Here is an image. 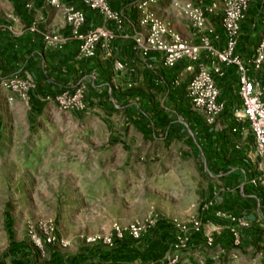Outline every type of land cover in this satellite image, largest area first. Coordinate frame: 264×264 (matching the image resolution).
I'll use <instances>...</instances> for the list:
<instances>
[{"label": "crops", "instance_id": "1", "mask_svg": "<svg viewBox=\"0 0 264 264\" xmlns=\"http://www.w3.org/2000/svg\"><path fill=\"white\" fill-rule=\"evenodd\" d=\"M106 1L111 9L119 13L118 23L103 21L81 0H60L62 4L82 11L84 22L81 32L102 26L112 33L108 49L97 46L94 56L86 59L77 57L78 42L70 36L58 9L44 5L43 0H0V9L8 10L11 22H0V71L3 68L5 71L21 70L32 79L42 96L58 94L82 80L85 85L83 100L89 113H73L90 116L93 122L105 126L109 148L119 144L121 150H126L130 149L134 140L142 142L159 138L175 142L177 161L182 155L189 158L192 152L197 151L203 160L200 174L204 186L195 217L206 226L210 223L217 230L213 233L214 246L209 249L203 247L202 232L190 236L189 247L192 250L188 260L191 264H197L198 259L210 263L218 248H228L226 227L229 223L214 216V211L224 210L242 215L249 221L250 227L240 232V252L257 250L260 264H264V221L257 219L252 200L243 198L245 200L240 201L243 196L232 190L243 183L244 177L249 176L254 167V163L246 157L252 145L248 123L246 120L235 122L232 116V111L240 108L235 67L219 64L220 74L209 72L217 89L216 101L223 109L215 124L207 125L202 115L191 109L185 96V87L191 77L185 67L191 65L194 70L201 65L209 67L205 51H199L195 62L182 58L171 67L162 66L161 55L156 52L141 56L134 49L133 39L144 28L138 25L137 13L131 6L133 0ZM182 2H191L201 8L212 6V12L204 15V34L213 47L221 49L224 36L220 27L219 0H180ZM149 10L173 33L190 44L198 45V35L169 0H155ZM263 13L260 0H249L235 48V53L243 61L251 55L259 39ZM32 23L34 28L29 27ZM43 32L58 35L64 43L60 48L46 46ZM8 55L10 62L6 60ZM114 62L121 63L122 68L115 69ZM249 75L256 78L264 98V61L259 70H250ZM118 105L122 114H116ZM163 105L169 106V114L164 111L168 109ZM112 119L120 120V124H111ZM232 128L236 131L231 132ZM228 183L234 186H228V189L225 187ZM244 185L247 186L246 183ZM215 192L217 196L213 207L200 211V204L212 199ZM226 198L235 204L223 209ZM173 231L170 223L159 216L157 224L138 240L124 235L123 239H116L111 247L82 244L75 250L58 244L48 245L43 264H149L166 253ZM27 249L24 243L10 239L9 263L37 264ZM219 260L220 264L228 258L219 256ZM0 264L4 262L0 261Z\"/></svg>", "mask_w": 264, "mask_h": 264}, {"label": "rangeland", "instance_id": "2", "mask_svg": "<svg viewBox=\"0 0 264 264\" xmlns=\"http://www.w3.org/2000/svg\"><path fill=\"white\" fill-rule=\"evenodd\" d=\"M9 16L1 7L0 22L11 23ZM3 81L10 82L7 90L0 89V261L4 264H10V239L24 243L34 262L43 264L47 245L36 248L30 234L42 238L48 223L53 224L56 239L75 250L86 245L87 238L110 233L113 225L142 221L149 213L178 222L197 215L204 186L203 160L197 151L177 161L175 142L159 138L134 140L126 150L119 144L109 148L105 126L90 116L58 111L52 99L56 93L42 96L21 70L3 68ZM163 107L169 114V106ZM115 110L122 114L119 105ZM110 123L119 125L120 120ZM260 261L257 250H243L236 259L221 263Z\"/></svg>", "mask_w": 264, "mask_h": 264}, {"label": "built area", "instance_id": "3", "mask_svg": "<svg viewBox=\"0 0 264 264\" xmlns=\"http://www.w3.org/2000/svg\"><path fill=\"white\" fill-rule=\"evenodd\" d=\"M82 4L89 10L97 12L105 22L118 23L120 15L116 10L111 9L106 0H81ZM155 0H136L133 8L137 13L138 25L144 28L140 35L134 37V49L145 56L148 52H156L161 55V64L164 67H171L177 60L186 58L195 62L198 60L200 50H204L209 59V67L199 66L196 70L191 65L185 67L191 73L185 87V96L193 111L199 112L207 125H213L222 112V105L217 103V89L210 77V71L220 74L219 64L228 66L233 65L237 72L238 90L237 95L240 100V108L232 111L235 122L246 120L252 136V145L246 154L247 159L254 163V167L249 176L244 177L236 190L243 195L242 188L246 183L254 189L264 191V98L261 89L254 76H250V70L257 71L264 61V13L262 17V28L259 39L254 46L251 55L243 61L235 53L240 23L244 20L247 12L249 0H219L221 6L220 27L223 32L224 42L221 49L213 47L205 36V17L206 13L212 12V6L201 8L191 2H178L172 0V5L178 9L180 14L188 22L190 28L198 35V45L188 43L186 40L173 33L158 17L150 10L149 6ZM44 5L58 9L61 13L65 26H68L70 36L77 40V57L92 58L97 46L107 50L108 43L112 39V33L102 26H95L87 32L81 33L80 28L84 22V15L81 10L75 9L71 5L62 4L60 0H43ZM264 12V0H260ZM42 39L46 46L60 48L64 39L56 34H43ZM115 69H121L122 64L114 62ZM10 82H0V89L7 90ZM85 85L82 80H78L71 88L64 89L53 96L58 111L77 112L88 114L89 109L83 100ZM21 100L26 101L25 94H21ZM231 132L236 129L232 128ZM207 173L208 170L205 168ZM217 192L210 200L200 204V211L204 212L212 208ZM253 201L257 219L264 221V199L247 195ZM214 216L227 220L229 225L226 227L229 234L228 248H218L213 261L205 263L198 259L197 264H219V256H224L228 260L236 259L240 254L241 230L250 227L249 221L242 215H234L224 210L214 211ZM159 221L157 214L149 213L142 221H133L125 227L113 225L110 233L105 235H95L87 238L86 244H101L104 247H111L116 239H122L124 235L132 240L140 239L148 230L153 228ZM173 228L172 241L166 253L156 261L149 264H191L188 260L191 255L189 247L190 236L192 234H202L203 247L206 249L214 246L213 233L217 228H213L210 223L208 226L203 224L198 217L191 216L185 222L175 220L168 221ZM30 234V233H29ZM30 240L36 248L41 245L58 244L65 247L67 244L62 240L56 239L53 224L48 223L44 226L42 238L30 234ZM219 260V261H218Z\"/></svg>", "mask_w": 264, "mask_h": 264}, {"label": "trees", "instance_id": "4", "mask_svg": "<svg viewBox=\"0 0 264 264\" xmlns=\"http://www.w3.org/2000/svg\"><path fill=\"white\" fill-rule=\"evenodd\" d=\"M81 32V31H80ZM81 33H84V32H81ZM8 58H6V60L8 61V62H10V57H9V55L7 56ZM31 100H33V95H31ZM232 160H234V159H232ZM228 186H234L233 184L231 185V184H226V186L225 187H227L228 189H230ZM242 192H243V197L242 198H240V201H243V200H245L246 198H247V195H249V194H252V195H254V196H257V197H260L261 199H264V191L263 190H258V189H254V188H252L251 186H249V185H247V186H245V185H243V188H242ZM228 194V193H227ZM243 198H245V199H243ZM251 200V199H250ZM225 202H224V206H223V209H227V208H230V206H233L234 204H235V202L234 201H232V200H230V199H225L224 200ZM124 238V237H123ZM122 238V239H123Z\"/></svg>", "mask_w": 264, "mask_h": 264}]
</instances>
